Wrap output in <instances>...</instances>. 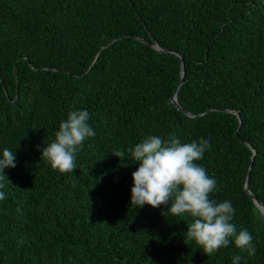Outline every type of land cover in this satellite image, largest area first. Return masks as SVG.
<instances>
[{
	"label": "trees",
	"instance_id": "obj_1",
	"mask_svg": "<svg viewBox=\"0 0 264 264\" xmlns=\"http://www.w3.org/2000/svg\"><path fill=\"white\" fill-rule=\"evenodd\" d=\"M182 66L178 103L194 117L172 101ZM77 110L96 135L61 174L42 150ZM148 135L209 141L196 163L216 180L210 197L230 201L232 222L252 234L254 256L234 243L207 256L185 238L190 217L130 205L139 165L127 149ZM5 148L16 166L4 169L0 264H264L253 198L264 204V0H0Z\"/></svg>",
	"mask_w": 264,
	"mask_h": 264
},
{
	"label": "clouds",
	"instance_id": "obj_2",
	"mask_svg": "<svg viewBox=\"0 0 264 264\" xmlns=\"http://www.w3.org/2000/svg\"><path fill=\"white\" fill-rule=\"evenodd\" d=\"M89 118L88 111L77 110L69 112L60 122L54 140L47 143L41 155L53 170L61 174L74 172L83 142L96 135ZM209 147V141L203 137L182 142L174 135L167 140L148 135L128 148L132 162L139 165L132 173L130 205L135 208L170 205L167 210L170 215L190 217L185 238L194 241L207 256L234 243L241 253L252 257L256 253L252 234L247 229L238 230L232 222L235 209L230 201L217 202L210 197L216 180L196 163ZM15 153L5 148L0 156V200L6 199L2 191L5 181L10 183L4 169L16 166ZM112 155L122 158L125 153L115 151ZM241 259V255L234 256L232 264H240Z\"/></svg>",
	"mask_w": 264,
	"mask_h": 264
},
{
	"label": "water",
	"instance_id": "obj_3",
	"mask_svg": "<svg viewBox=\"0 0 264 264\" xmlns=\"http://www.w3.org/2000/svg\"><path fill=\"white\" fill-rule=\"evenodd\" d=\"M136 39L138 40H141V41H144L143 39L139 38L138 36H134ZM115 42V41H114ZM114 42H111V44H113ZM152 47L157 50L158 52H165L166 50L162 49L157 43H154L152 44ZM184 75H185V70H184V67L182 66V74H181V82L180 84L178 85L176 91H175V94H174V98H173V103L180 109L182 110L186 115L190 116V117H194V115H192L191 113H189L188 111L184 110L178 103V93H179V90L181 88V86L183 85V80H184ZM231 112V111H229ZM238 117H239V120H240V116L238 114ZM256 155V151L253 149V156H252V161L254 159ZM252 167H253V164H251V166L249 167V173L247 175V179H246V183H245V188L247 190V192L249 194H251V191H250V187H249V182H250V178H251V171H252ZM254 198V201L256 203V205L259 207V209L261 210V212L264 214V204L260 203L256 197H253Z\"/></svg>",
	"mask_w": 264,
	"mask_h": 264
}]
</instances>
